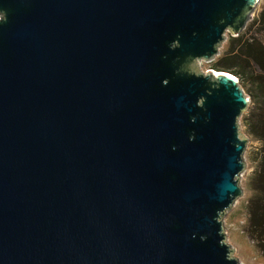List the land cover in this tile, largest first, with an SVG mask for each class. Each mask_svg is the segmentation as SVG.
Wrapping results in <instances>:
<instances>
[{"label":"water","instance_id":"water-1","mask_svg":"<svg viewBox=\"0 0 264 264\" xmlns=\"http://www.w3.org/2000/svg\"><path fill=\"white\" fill-rule=\"evenodd\" d=\"M261 0H0V264H239L251 98L198 70Z\"/></svg>","mask_w":264,"mask_h":264},{"label":"trees","instance_id":"trees-1","mask_svg":"<svg viewBox=\"0 0 264 264\" xmlns=\"http://www.w3.org/2000/svg\"><path fill=\"white\" fill-rule=\"evenodd\" d=\"M210 69L233 74L251 98L244 124L259 148L249 180L246 233L264 261V6L240 35L227 36L219 55L210 62Z\"/></svg>","mask_w":264,"mask_h":264},{"label":"rangeland","instance_id":"rangeland-1","mask_svg":"<svg viewBox=\"0 0 264 264\" xmlns=\"http://www.w3.org/2000/svg\"><path fill=\"white\" fill-rule=\"evenodd\" d=\"M198 70L203 73L210 71V62L201 61L198 65ZM243 91L248 95L245 88ZM249 107L250 104L247 110ZM247 110L244 111L239 119L240 133L247 139L246 149L243 155L245 169L242 173L243 176L239 178V186L242 189V195L239 197L238 202L226 212L223 217V225L227 243L233 248V256L237 259L239 264H264V261L256 251L255 242L246 233V204L251 195L249 180L255 168V153L259 148V143L251 138L244 124V116L247 114Z\"/></svg>","mask_w":264,"mask_h":264},{"label":"crops","instance_id":"crops-1","mask_svg":"<svg viewBox=\"0 0 264 264\" xmlns=\"http://www.w3.org/2000/svg\"><path fill=\"white\" fill-rule=\"evenodd\" d=\"M263 6H264V0H261L253 16H256L260 12L261 8H263Z\"/></svg>","mask_w":264,"mask_h":264},{"label":"bare ground","instance_id":"bare-ground-1","mask_svg":"<svg viewBox=\"0 0 264 264\" xmlns=\"http://www.w3.org/2000/svg\"><path fill=\"white\" fill-rule=\"evenodd\" d=\"M243 175H241L240 177H242ZM239 199V198H238ZM238 199L235 201V203H237L238 202ZM235 203H234V205H235Z\"/></svg>","mask_w":264,"mask_h":264}]
</instances>
